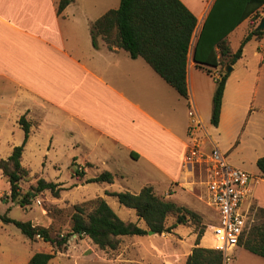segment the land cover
<instances>
[{
	"label": "crops",
	"instance_id": "0c3cea01",
	"mask_svg": "<svg viewBox=\"0 0 264 264\" xmlns=\"http://www.w3.org/2000/svg\"><path fill=\"white\" fill-rule=\"evenodd\" d=\"M60 1L0 0V161L23 143L20 119L24 117L30 136L23 167L38 174V180L59 184L72 203L102 198L123 221L136 222V211L121 205L116 194L136 195L152 187L157 196L202 214L207 175L202 166H184L190 142L188 112L194 109L202 122L198 135L204 151L217 148L235 168L252 171L254 181L243 209L264 210V179L257 166L264 157V59L260 54L264 36L252 39L258 42L259 52L253 54L251 64L241 57L231 72L227 67L217 126L211 122L215 77L223 75L225 68L199 64L194 58L204 27L215 37L213 42L226 35L224 40L235 53L264 18V0H180L197 19L187 56L186 98L143 58L133 59L119 48L110 50L101 38L98 48L93 46L92 23L117 9L120 0H97L95 18L86 19L79 14L78 0L58 13ZM199 54L208 63L220 57L217 47L202 48ZM15 134L20 136L18 141ZM27 152L36 156L35 165ZM66 156L68 171L76 164L82 175L70 171L63 175ZM104 173L112 175V182H88ZM173 230L180 232L179 226ZM144 238L132 236L139 242ZM196 239V235L191 238L193 246L185 263L194 248L209 247L205 239L211 243L207 235L199 245ZM232 255V264H264L263 257L241 246ZM117 260L112 262L131 259L119 255ZM163 262L177 264L172 258Z\"/></svg>",
	"mask_w": 264,
	"mask_h": 264
},
{
	"label": "trees",
	"instance_id": "16d2710c",
	"mask_svg": "<svg viewBox=\"0 0 264 264\" xmlns=\"http://www.w3.org/2000/svg\"><path fill=\"white\" fill-rule=\"evenodd\" d=\"M73 0H61L58 13H61ZM207 23V22H206ZM197 25L194 14L180 0H120V5L115 10H110L91 25L93 46L98 48V38L104 40L110 50L123 49L131 58H143L159 74L167 84L174 88L184 98L188 96L187 88V56L193 33ZM226 35L216 42L214 36L202 31L195 52V60L199 64H207L212 67L221 65L224 74L217 82V88L213 98V111L211 122L214 126L219 123L226 79L227 67L233 66L243 54L244 47L252 39H262L264 30L254 28L241 42L238 50L233 53L227 41ZM217 47L220 52L219 59L208 63L200 57L202 48ZM211 73V69L204 68ZM24 130V141L13 149L12 154L6 160L0 161V169L4 177L8 179L11 199L18 201L21 206L28 205L31 193L22 195L21 181L28 175V171L22 165L24 147L30 136V124L24 117L20 119ZM264 179V157L257 162ZM75 176L82 175L76 170ZM110 173H104L97 178L88 180L90 183L112 182ZM49 190L59 196V184L39 179L37 191ZM121 205L136 211L139 220L145 222L147 229L140 227L135 222L123 221L117 213L102 198L92 200L94 205L90 212H86L85 206L76 205L71 217L70 233L53 238L49 229L34 227L31 222H23L11 219L6 215L0 220L5 224H14L22 234L30 240L41 237L49 242L55 250L53 252H37L32 255L27 264H49L58 253H63L68 248L70 237L89 238L98 248L115 250L124 236H146L149 231L155 234L171 233L176 224H186L188 221L197 220L198 216L175 203L157 196L152 187H145L139 194H116ZM171 215L177 216V223L171 226L167 221ZM258 215L264 217V210H258ZM205 230L198 233L196 244L199 245ZM239 246L247 251L264 258V222L248 229L240 238ZM186 264H224L221 251L196 247L187 258Z\"/></svg>",
	"mask_w": 264,
	"mask_h": 264
},
{
	"label": "rangeland",
	"instance_id": "374dc122",
	"mask_svg": "<svg viewBox=\"0 0 264 264\" xmlns=\"http://www.w3.org/2000/svg\"><path fill=\"white\" fill-rule=\"evenodd\" d=\"M77 9L82 18H95L93 9L98 6L97 0H78ZM93 14V15H92ZM261 51V50H260ZM259 52L258 42L252 40L246 44L243 51V63H252L253 54ZM261 54V52H260ZM262 58V55H261ZM241 67V66H239ZM15 141H18L20 136L15 134L13 136ZM28 160H32L33 165L37 160L33 152H27ZM35 156V157H34ZM228 158V157H227ZM68 156L63 158L62 171L66 176L67 172L74 173L76 170L81 171L78 165H72L69 168L66 165ZM229 165L234 167L230 160L227 159ZM235 168V167H234ZM251 172L252 171H246ZM250 173V174H251ZM39 175L30 174L21 181L22 195L31 193L33 196L28 199V205L21 206L18 201L11 199L10 186L8 179L3 176L0 169V215L23 222H31L34 227H42L49 229L53 238L67 235L71 230V217L74 213L76 205L85 206L86 212H90L94 205L91 201L82 204H74L69 199L64 198L62 190L59 196L54 195L51 191L45 190L37 191V182ZM70 188L69 190H72ZM74 191V190H73ZM63 196V197H61ZM163 197V196H160ZM165 198V197H164ZM38 200L41 204H38ZM205 203V202H204ZM206 210L200 214L195 212L198 216L197 220L188 221L186 224H176L177 216L171 215L167 221V225H178L180 232L175 233L174 230L171 236L168 233L164 234H147L142 242L134 241L132 237L123 238L117 249L98 248L93 242L85 240L87 237H79L73 235L68 242V248L63 253H58L56 258L49 264H160L165 258L174 259L177 264H186L185 255L193 245H189L191 238L201 230H205L204 236H210L211 243L207 239L204 240L205 245H209L206 249H214L215 243L212 235L211 226L216 222L215 211L205 203ZM140 227L147 229L144 221L136 219ZM129 222V221H128ZM264 222V217L258 215V210L251 212L249 224L251 227L259 225ZM203 236V237H204ZM197 240V239H196ZM151 241L155 244L153 246ZM55 248L49 243L45 242L41 237H36L30 240L25 237L22 232L14 224H5L0 220V264H27L33 254L37 252H53ZM149 250L150 252H148ZM123 255L131 260L113 263L118 261V256ZM168 255V256H167ZM126 259V258H124ZM235 260L234 255L230 256V263ZM76 262V263H75Z\"/></svg>",
	"mask_w": 264,
	"mask_h": 264
},
{
	"label": "built area",
	"instance_id": "2783aa9c",
	"mask_svg": "<svg viewBox=\"0 0 264 264\" xmlns=\"http://www.w3.org/2000/svg\"><path fill=\"white\" fill-rule=\"evenodd\" d=\"M260 52L264 59V48ZM221 78L222 75L215 77L217 82ZM188 116L190 142L184 157V166H202L207 175L206 200L218 217L217 222L211 226L214 249L223 253L224 264H228L233 250L239 246L240 238L251 228V211L244 210L243 204L250 196L254 176L230 166L226 156L217 148L210 152L204 151L203 141L198 135L202 122L194 109L189 110ZM37 202L41 204L40 200Z\"/></svg>",
	"mask_w": 264,
	"mask_h": 264
},
{
	"label": "water",
	"instance_id": "95a60500",
	"mask_svg": "<svg viewBox=\"0 0 264 264\" xmlns=\"http://www.w3.org/2000/svg\"><path fill=\"white\" fill-rule=\"evenodd\" d=\"M257 30H261V31L264 30V18L262 19L260 25L257 27ZM231 71H232V66H229L228 67V72H231ZM148 234L149 235H153V234H155V232L149 231Z\"/></svg>",
	"mask_w": 264,
	"mask_h": 264
}]
</instances>
